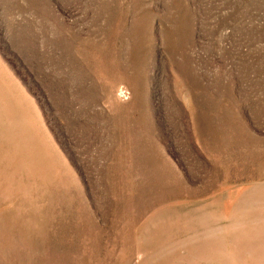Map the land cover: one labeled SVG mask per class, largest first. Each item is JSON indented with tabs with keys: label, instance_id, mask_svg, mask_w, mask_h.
I'll return each mask as SVG.
<instances>
[{
	"label": "rangeland",
	"instance_id": "rangeland-1",
	"mask_svg": "<svg viewBox=\"0 0 264 264\" xmlns=\"http://www.w3.org/2000/svg\"><path fill=\"white\" fill-rule=\"evenodd\" d=\"M0 264H264V0H0Z\"/></svg>",
	"mask_w": 264,
	"mask_h": 264
}]
</instances>
